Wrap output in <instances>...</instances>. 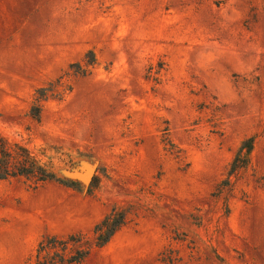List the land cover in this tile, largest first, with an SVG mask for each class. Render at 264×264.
I'll return each mask as SVG.
<instances>
[{
    "label": "rangeland",
    "instance_id": "1",
    "mask_svg": "<svg viewBox=\"0 0 264 264\" xmlns=\"http://www.w3.org/2000/svg\"><path fill=\"white\" fill-rule=\"evenodd\" d=\"M0 137L98 163L86 189L0 180V264L72 235L94 243L77 264H264V0H0Z\"/></svg>",
    "mask_w": 264,
    "mask_h": 264
},
{
    "label": "trees",
    "instance_id": "2",
    "mask_svg": "<svg viewBox=\"0 0 264 264\" xmlns=\"http://www.w3.org/2000/svg\"><path fill=\"white\" fill-rule=\"evenodd\" d=\"M89 58L92 54L89 53ZM78 69V65L73 66ZM46 89L37 91V101L44 99ZM32 117L37 120L40 112L39 105H35L30 110ZM254 137H250L242 142L230 166V173L245 167L248 163V156L253 147ZM6 142L0 137V180L14 176H30L34 172L40 173L39 181L54 176L44 167L35 166L34 162L30 161L25 154L20 156L11 155L8 151ZM26 153V152H25ZM13 160L8 162L6 160ZM16 167V168H14ZM73 184V183H71ZM124 213L112 210L106 215L94 228L96 234L95 246L102 247L109 242L111 237L123 226ZM94 243L89 244L82 242L80 236H69L67 239H59L56 237H49L41 241L36 249V256L34 264H77L81 263L92 252Z\"/></svg>",
    "mask_w": 264,
    "mask_h": 264
},
{
    "label": "water",
    "instance_id": "3",
    "mask_svg": "<svg viewBox=\"0 0 264 264\" xmlns=\"http://www.w3.org/2000/svg\"><path fill=\"white\" fill-rule=\"evenodd\" d=\"M97 161L87 158H75L61 162L60 165L47 170L55 177L81 185L86 189L93 180L97 169Z\"/></svg>",
    "mask_w": 264,
    "mask_h": 264
}]
</instances>
